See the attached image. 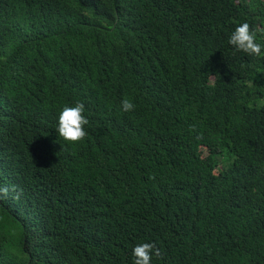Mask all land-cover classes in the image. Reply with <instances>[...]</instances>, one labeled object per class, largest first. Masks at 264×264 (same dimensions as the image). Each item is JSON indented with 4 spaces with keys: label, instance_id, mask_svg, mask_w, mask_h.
<instances>
[{
    "label": "trees",
    "instance_id": "16d2710c",
    "mask_svg": "<svg viewBox=\"0 0 264 264\" xmlns=\"http://www.w3.org/2000/svg\"><path fill=\"white\" fill-rule=\"evenodd\" d=\"M0 264H264V0H0Z\"/></svg>",
    "mask_w": 264,
    "mask_h": 264
}]
</instances>
